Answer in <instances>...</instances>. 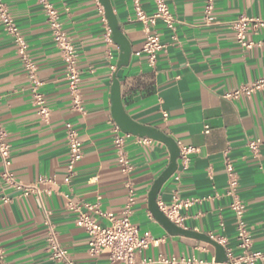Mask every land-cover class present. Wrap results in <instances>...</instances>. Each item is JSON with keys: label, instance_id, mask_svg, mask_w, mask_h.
Segmentation results:
<instances>
[{"label": "crops", "instance_id": "1", "mask_svg": "<svg viewBox=\"0 0 264 264\" xmlns=\"http://www.w3.org/2000/svg\"><path fill=\"white\" fill-rule=\"evenodd\" d=\"M2 1L28 43L50 115L46 120L38 114L27 70L0 22V124L9 135L12 172L26 185L37 184L42 192L40 197H16L3 204V194L13 195V191L0 188V249L4 253L0 264H63L51 259L48 251V212L61 245L78 264H120L106 253H90L89 236L76 224L77 213L69 204H99L102 212L121 215L128 181L137 193L131 222L150 242L136 254L137 264L161 258L216 260L213 245L169 234L150 211L151 188L170 164L165 144L128 140L133 172L123 174L114 143L118 125L111 112L115 75L122 103L135 121L162 130L180 148L195 149L186 168L179 161L158 202L171 205L178 198L191 203L181 209L184 218L179 226L222 241L239 257L238 223L227 195V156L238 175L252 251L264 252V146L257 158L247 147L250 140L264 139V27L250 32L249 38L256 43L250 49L238 42L230 28L241 15L264 21V0H216L214 25L205 22V0H166L173 28L162 21L147 27L137 20L132 0H111L133 50L129 66L120 70V48L113 39L108 41L110 27L100 1L50 0L78 54L83 112L75 108L66 63L40 0ZM142 8L148 16L155 12L153 0H142ZM149 32L158 34L164 45L154 65L142 52ZM245 88L254 90L228 96ZM67 123L78 131L83 152L71 184L64 182L69 158ZM43 178L54 184L41 183ZM91 216L108 225L95 212Z\"/></svg>", "mask_w": 264, "mask_h": 264}, {"label": "built area", "instance_id": "2", "mask_svg": "<svg viewBox=\"0 0 264 264\" xmlns=\"http://www.w3.org/2000/svg\"><path fill=\"white\" fill-rule=\"evenodd\" d=\"M137 20L145 24L147 27L156 25L158 21H162L169 28L174 26V17L171 14L166 0H153L155 12L148 16L142 8V0H132ZM43 5L47 21L53 34V40L66 63L67 80L69 90L74 100L75 108L84 111V107L80 99L81 73L79 72L78 54L72 44L68 34L64 31L63 25L59 18V12L50 0H40ZM216 0H205L204 17L207 25L217 23L215 15ZM0 22L5 32L14 40L18 53L22 58L23 64L27 70L29 81L32 86L34 103L38 109V114L44 119H48L50 112L47 106L45 95L41 92L43 86L38 76V68L36 63L29 56V46L25 37L21 34L16 22L14 21L9 7L0 0ZM264 27V21L246 15H241L230 23V28L235 32L238 42L245 48H252L256 45L249 38L250 32L255 28ZM108 41L112 42L111 29L107 35ZM164 49L158 34L149 32L143 48L152 65L156 62L157 55ZM256 85L255 88L259 87ZM254 89L245 88L229 94V97H237L242 92L250 94ZM66 139L69 149V158L67 164V175L64 182L71 184L76 173V167L83 158L82 141L78 131L71 123L66 124ZM114 143L118 152V163L123 174L130 176L133 172V166L127 154L126 146L128 140L135 139L137 144L147 145L152 142L149 138H140L130 134H125L119 126L115 127ZM264 146V139H253L247 144L251 154L257 158L260 156L261 148ZM195 151L194 148H181V157L179 161L182 167L186 168L189 163V156ZM225 168L228 176L227 195L232 198L231 209L235 213L239 240V248L242 254L235 257L231 249L225 247V243L217 241L221 244L227 254L228 261L224 264H259L264 261L263 251H252V241L247 231L245 222L246 206L238 195L239 180L232 161L226 156ZM46 185L54 184L52 179L43 178L40 181ZM0 188L2 190L10 188L13 195L3 194L1 201L3 204H9L16 197H29L31 195L41 196L42 192L38 185H26L22 183L12 172L11 144L9 135L0 124ZM128 198L127 204L121 215L114 213H104L100 210L99 204L74 205L69 204V208L77 213L76 224L83 228L89 236V251L92 255L106 253L109 259L114 263L120 264H137L135 261L136 254L146 250L150 242L148 237L141 234L139 228L131 222V216L137 204V193L135 185L132 181H128ZM191 203H182L178 198H174L171 205L158 202L160 210L175 224L179 225L183 216L180 214L181 209L188 208ZM91 212H95L101 218L108 221V225H102L100 221L91 216ZM46 225L48 227L47 246L51 259L63 264H78L59 241V235L56 227L50 221V212L47 213ZM158 242V241H157ZM4 253L0 249V259H3ZM5 264V263H3ZM141 264H217L215 261L199 260L196 258L183 259H166L161 258L157 261L145 260Z\"/></svg>", "mask_w": 264, "mask_h": 264}, {"label": "water", "instance_id": "3", "mask_svg": "<svg viewBox=\"0 0 264 264\" xmlns=\"http://www.w3.org/2000/svg\"><path fill=\"white\" fill-rule=\"evenodd\" d=\"M104 7L105 16L112 32L113 42L120 48V57L118 61V70L129 66L132 58V45L128 38L122 31L119 20L114 13L111 0H99ZM112 101V117L121 131L125 134H130L140 138H149L151 140L163 143L169 149L171 159L168 168L162 175L154 182L149 193V208L155 219L164 227V229L171 235L186 236L196 238L213 245L216 249L217 264H224L228 261L225 248L217 241L205 234L187 231L179 225L172 222L159 208L158 196L163 186L174 176L179 169V159L181 157V148L177 141L168 136L162 130L143 125L135 121L126 111L121 96V85L117 76H114L111 90Z\"/></svg>", "mask_w": 264, "mask_h": 264}]
</instances>
